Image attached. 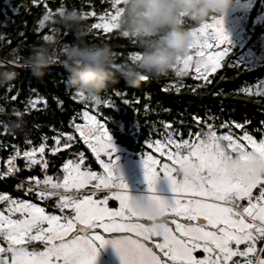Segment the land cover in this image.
Segmentation results:
<instances>
[{
	"label": "snow or ice",
	"instance_id": "6c2138e0",
	"mask_svg": "<svg viewBox=\"0 0 264 264\" xmlns=\"http://www.w3.org/2000/svg\"><path fill=\"white\" fill-rule=\"evenodd\" d=\"M120 3L121 0H110L114 11L99 16L98 22L92 24L91 28L104 33L118 29L117 20L122 12ZM64 8L61 5L57 11ZM84 15L95 17L97 14L91 12ZM52 16L51 10L45 12L39 26L45 27V22ZM210 19L212 22L191 29L189 51L173 68L177 78L188 75L193 61V55L190 54L192 49H195V56L198 57L195 60L197 78L205 80L221 67V62L230 54L231 50L227 47L229 38L222 17ZM207 35L211 36L217 48L222 45L225 47L206 53L204 49L212 47L203 39ZM51 39V36H44L45 41ZM138 57L139 52H135L131 60ZM229 66L236 67L234 64ZM142 79L149 80L147 77ZM173 87L176 92L180 91V87ZM255 87L252 94L264 97V85ZM162 91L167 92L169 88ZM243 91L249 92L250 89L245 88ZM16 98L12 97L13 100ZM74 98L89 102L80 93H76ZM39 102L40 98L30 99L25 111L36 109ZM90 102L96 106L103 103L109 108L115 107L111 100ZM44 103L46 105V101ZM16 115L22 114L16 112ZM82 116L84 124H76L73 120L70 127L79 133L80 139L98 158L100 153L107 157V162L100 160L104 174L82 171L84 157L81 153L78 163L68 160L63 164L62 178L53 177L47 174L49 161L44 158L47 137H42L38 147L31 146L32 142L27 137L25 142L29 147L21 149L13 145L7 170L0 172V178L18 177L22 169L17 165V159L23 160L24 170L31 171L40 166L43 178L30 175L20 179L17 190L24 191L25 195L34 194L41 200L56 197V207L61 212L71 209L74 215L62 217L49 214L44 207L30 200L13 199L8 194H0V203L5 205L0 210V264H96L99 249L108 244L112 245L122 264H264V247L259 250L256 247L258 241H264V177L246 182L225 166L227 154H237L244 161L248 160L251 153L264 156V139L257 142L247 131L239 138H234L230 132L218 134L215 126L207 121L200 127L198 118L199 131L188 133L190 138L194 136L195 139H176L174 137L179 130L161 121L164 139L149 142L147 147L166 157L171 164L161 163L152 154L141 156L149 191L155 192V185L163 176L173 193L171 200L157 195L150 197L160 209L163 222H159L135 207L127 185L120 176L116 148L107 123H101L97 116L88 111H84ZM221 127L227 128L228 125ZM235 127L242 128L243 125L237 123ZM62 136H66L63 148L72 147L74 135L60 134L53 137L56 147L50 150L52 155L61 151L59 146ZM182 167L188 169L185 175L178 171ZM88 185H91V193L81 198L80 190ZM258 185L261 186L260 193L253 198L252 190ZM103 190H107L111 196L93 198L97 191ZM109 199L119 201V208H110ZM242 200H247L246 207L237 203ZM169 217H172L170 223L175 225L174 231L169 227ZM177 217L186 223L179 222ZM140 220L149 223H141ZM45 224L47 227H44ZM153 237L162 238V242L155 243V248L163 253L166 260H162L145 243ZM36 241L43 244L42 251L35 248L30 250L29 246ZM241 245L244 247L241 248ZM198 250L203 251V258L194 255ZM235 257L242 259H233Z\"/></svg>",
	"mask_w": 264,
	"mask_h": 264
},
{
	"label": "trees",
	"instance_id": "16d2710c",
	"mask_svg": "<svg viewBox=\"0 0 264 264\" xmlns=\"http://www.w3.org/2000/svg\"><path fill=\"white\" fill-rule=\"evenodd\" d=\"M251 4L248 13L240 14L245 17L243 40L228 46L230 54L221 62L220 69L210 73L206 80L198 79L194 69L179 78L172 70L167 77L149 79L139 87H130L120 80L102 96V101L111 100L115 104L114 108H109L103 103L96 106L90 101L82 102L74 98L76 92L66 85L67 73L59 60L46 69V75L40 79L24 67V61L35 47L46 42L44 36H51V41L59 40L61 44L74 40L73 34L55 21L61 5L79 11L91 28L92 24L98 22L99 16L114 11L110 0H0V37H4L0 39V65L18 72L17 79L10 86L0 87L1 160L5 161L12 155L13 145L21 149L29 147L25 142L26 137L33 147L41 144L42 137H47L44 158L49 161L48 175L60 173L66 161L81 153L88 167L99 171L101 164L84 146V141L74 128L70 127L73 120L76 124L83 122L84 111L107 123L114 143L138 158L142 154H152L160 161H168L147 147L149 142L164 139L161 121L179 130L174 137L176 139H195L194 136L190 138L188 133L199 131L197 118L200 127L207 121L215 126L218 134L230 132L239 138L247 131L257 141L264 139V97L252 94L256 85H264V0H251ZM49 10L53 16L41 28L39 22ZM91 12L97 15H84ZM207 22H211V19ZM189 27L191 30L200 27V24L189 21ZM85 39L92 43L109 44L117 55V63L131 62V55L139 52L128 38L120 34L119 29L104 33L91 28ZM232 64L236 67L229 66ZM173 85L180 87V91L176 92ZM166 87L169 91H162ZM245 88L250 91H243ZM13 96L17 97L16 100L12 99ZM37 98H40L37 108L25 111L27 102ZM16 112L22 115L17 116ZM237 123L243 127L236 128ZM225 124L227 128L221 127ZM68 133L75 137L72 147L52 155L50 150L56 147L53 137ZM64 139L66 136L61 137L60 145H63ZM17 163L22 171L16 178H0V194L30 200L47 211L58 213L54 199L41 200L34 194L25 195L24 191L17 190L20 179L30 175L42 179L44 175L40 166L28 171L24 170L23 160L17 159Z\"/></svg>",
	"mask_w": 264,
	"mask_h": 264
},
{
	"label": "clouds",
	"instance_id": "9594fccd",
	"mask_svg": "<svg viewBox=\"0 0 264 264\" xmlns=\"http://www.w3.org/2000/svg\"><path fill=\"white\" fill-rule=\"evenodd\" d=\"M232 3L233 0H121L119 32L139 50V57L128 63H117V55L109 44L88 42L85 37L91 28L84 16L75 9L64 8L56 14L55 21L71 32L74 40L65 44L59 40L42 42L25 59L24 67L40 79L59 60L67 73L66 85L85 100L100 101L108 88L120 80L130 87H139L144 82L142 77H167L189 51V21L202 24L222 16ZM0 69V87L10 86L18 72L3 65ZM225 166L246 182L264 177V156L259 153L249 154L247 161L237 154H227ZM178 171L185 175L188 169L182 167ZM151 196L133 199V203L144 215L163 222Z\"/></svg>",
	"mask_w": 264,
	"mask_h": 264
},
{
	"label": "rangeland",
	"instance_id": "374dc122",
	"mask_svg": "<svg viewBox=\"0 0 264 264\" xmlns=\"http://www.w3.org/2000/svg\"><path fill=\"white\" fill-rule=\"evenodd\" d=\"M251 5H252L251 0H249V2L246 0H236L235 2H233V4L229 7V9L222 16H218V18L222 17L224 29H225L226 34L228 35V38H229V44L227 45V47L230 44H237L243 40L244 31H245V26H244L245 17L241 16L240 14L248 13L249 10L251 9ZM203 39L206 40L208 44L212 45V47L204 49L206 53L219 51V50H222L223 47H225L222 45L219 48H217L216 45L213 43L210 35L204 36ZM190 54L193 55V61L191 62V66H190L189 70L190 69L195 70V60L198 59V57L195 56V49L190 50ZM219 69H220V67L217 68V70H219ZM89 114H91V113H89ZM91 115H93V114H91ZM84 123H85V121L83 120V122L81 124H84ZM101 123H103V122H101ZM77 134L79 135V133H77ZM112 139H113V136H112ZM241 142H243V141H241ZM257 142H259V141H257ZM113 143H114V140H113ZM114 145L116 148L115 157H118L117 164L119 166L120 176L123 179V182L127 185V191L133 199L138 200L140 198L149 197L151 195H157L163 199L171 200L173 193L171 192L169 182L166 178L161 176V178L158 180V182L155 185V189H156L155 192L154 193L150 192L148 189V185L145 181V171H144L142 159L135 157L133 154H131L130 152L120 148L115 143H114ZM84 146L92 152V150L88 147V145L85 142H84ZM59 147L61 150L64 149L63 145H60ZM79 155H76V157H74V159H72V160L74 162L78 163L79 162V159H78ZM92 155L98 163H100L101 159L104 160L105 162H107V157L104 156L103 153H100L99 158L93 152H92ZM83 157H84V155H83ZM161 163L171 164V161H169V162L168 161H161ZM81 170L82 171L91 170L88 167L87 160L85 157H84L83 164H81ZM91 171H93V170H91ZM94 172H96L99 175H103L104 174L103 167H101V169L99 171H94ZM63 175H64V173H63V171H61L60 173H58L54 176L53 175H51V176L62 178ZM260 190H261L260 185H258L256 188H254L252 190L253 198H255L259 195ZM73 191H75V190H73ZM91 191H92L91 185H88L86 188L81 189L80 190L81 198L83 197V195L90 194ZM69 194H71V193H69ZM105 195L111 196V193H109L107 190L97 191L96 196H94L93 198L94 199L95 198L103 199ZM51 198L55 200V206H56V197H51ZM51 198H48V199H51ZM254 202H255V199H254ZM237 203H239L240 205L245 206V207L247 206V200L238 201ZM108 206L110 208H119V201H117L115 199H109ZM4 208H5V205L3 203H0V210H2ZM57 211H58V213L50 212V211L46 210V212L49 214L60 215L62 217L66 216V215H69V216L74 215V213H72L71 209H65L63 212H61L57 208ZM169 219L171 220L172 217H169ZM176 219L179 220V222H181V223H186V221H184L181 218L177 217ZM140 222L142 223V222H148V221L147 220H140ZM44 227H47V225L45 224ZM169 227H171L173 229V231L175 230L174 224H172V225L169 224ZM176 235H178V233ZM149 242H152V240L147 241L145 243L149 247L152 248V246L150 245ZM4 246H6V245H4ZM43 247H44L43 244L39 241L33 242L29 246L30 250L32 248H35L38 251H42ZM107 247L109 249H113V251L116 253V251L114 250V248L112 247L111 244H108Z\"/></svg>",
	"mask_w": 264,
	"mask_h": 264
},
{
	"label": "flooded vegetation",
	"instance_id": "af4514ba",
	"mask_svg": "<svg viewBox=\"0 0 264 264\" xmlns=\"http://www.w3.org/2000/svg\"><path fill=\"white\" fill-rule=\"evenodd\" d=\"M168 220H169V224H171V223H170L171 220H170L169 218H168ZM142 223L147 224L148 222H142ZM205 223H206V222H205ZM171 225H172V224H171ZM161 239H162V238H160V237H153V238H152V242H149V243H150V245L152 246L153 251H154L158 256H160L162 260H166L167 258L164 257L163 253L160 252L159 249L155 248V243H156V242H162ZM240 247L243 248L244 245H241ZM256 247H257L258 250H259L260 248L264 247V242L260 243V241H258L257 244H256ZM199 251H202V250H198L197 252H199ZM202 252H203V251H202ZM194 255L196 256V252L194 253ZM203 256H204V255H203ZM203 256H201V257H197V256H196V257H197V258H203ZM233 259H242V258H240V257H235V258H233ZM96 264H122V261H121L120 257L117 255V253H115V252L113 251V249H109V248L107 247V245H106L105 247L99 249V255H98V257H97Z\"/></svg>",
	"mask_w": 264,
	"mask_h": 264
},
{
	"label": "built area",
	"instance_id": "2783aa9c",
	"mask_svg": "<svg viewBox=\"0 0 264 264\" xmlns=\"http://www.w3.org/2000/svg\"><path fill=\"white\" fill-rule=\"evenodd\" d=\"M7 161H8V158L5 161H2L0 158V172H4L7 170ZM16 163H17V161H16ZM17 165H18V163H17ZM10 177H13V176H10ZM13 178H16V177H13Z\"/></svg>",
	"mask_w": 264,
	"mask_h": 264
},
{
	"label": "water",
	"instance_id": "95a60500",
	"mask_svg": "<svg viewBox=\"0 0 264 264\" xmlns=\"http://www.w3.org/2000/svg\"><path fill=\"white\" fill-rule=\"evenodd\" d=\"M203 255H204V253H203L202 251L196 252V256H197V257H201V256H203Z\"/></svg>",
	"mask_w": 264,
	"mask_h": 264
}]
</instances>
